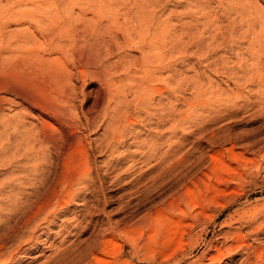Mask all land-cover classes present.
Masks as SVG:
<instances>
[{
	"label": "bare ground",
	"instance_id": "obj_1",
	"mask_svg": "<svg viewBox=\"0 0 264 264\" xmlns=\"http://www.w3.org/2000/svg\"><path fill=\"white\" fill-rule=\"evenodd\" d=\"M169 1L0 0V71L4 68L2 65L12 63L20 80L13 83L0 79V112L15 110L10 117L14 123L11 134L15 143L0 146V264H21L24 258L39 251L41 245L49 243L54 248L41 264H136L135 260L163 264L150 253L142 235L136 236L135 231L145 218L121 227L120 222L98 221L96 217L101 204L107 202L104 184L108 176L114 174V179L121 180L138 162L153 164L150 170L158 173L149 178L155 185L180 168L185 169L182 179L186 182L189 178L190 151L182 153L178 163H173L180 148L185 142L187 144L188 134L179 133L181 142H177L178 145L173 141L178 135L175 125L178 117L172 102L177 89L173 87L175 75L171 74L170 68H173L175 50L180 48V42L173 38L170 19L172 16L208 17L203 10H197L180 15L170 11L163 18V13L158 12L164 11ZM184 1L189 3L191 0ZM233 10L234 16L230 12L224 14L227 19L233 18L227 31L220 32V37L215 33L214 36L221 38L219 47L222 49L229 42L237 51V56L234 55L238 67L224 63L226 71L231 73H225L228 80L233 74L237 81L243 82L241 85L256 88L250 91L252 93L247 92L248 99L245 97L242 105L239 103L242 101L237 102L239 108L256 113L255 117L264 126V13L255 8ZM120 18L124 19V25L119 22ZM113 25L116 28L120 25L121 36L112 29ZM13 26L18 27L13 29ZM204 41L195 40V45L201 48ZM112 46H138L141 55L133 60L123 59L124 55L117 61L111 60L110 64L105 57ZM98 53L107 54L100 57ZM186 56L183 58H188ZM84 58H92L91 63L94 60L97 64L95 74L99 86L95 90L87 91L81 83L79 74L85 71L79 66ZM110 67L114 72L126 71L125 77L119 79V85L115 83ZM167 72L166 76L157 79L159 75L156 74ZM203 79L198 78L199 82ZM127 94L132 96L131 101ZM79 99L81 104L77 106ZM166 99L167 103H164ZM236 104L235 107L232 104V108L238 109ZM159 105L163 107H156ZM219 112L222 113L220 109ZM218 115L215 119L220 117ZM6 130L10 134V130ZM141 130L149 138L141 139L144 132ZM132 146L136 150L128 151ZM163 147H166L164 152ZM125 148L127 151L123 150ZM96 152L105 155L106 159L97 161ZM100 170H103V176ZM146 175L143 173L142 178ZM257 179L249 172L244 182L257 185ZM184 181L182 185L186 186ZM245 213L246 210L239 213L237 218L230 216L228 229L210 240L199 257L193 258L192 251L187 250L195 242L188 238L171 251L169 259L174 261L166 262L218 264L225 256L221 250L223 246L228 245L226 251L230 254L236 248L233 241L241 240L242 246L237 249H246V258L240 264H263L264 245L254 246L246 239L257 238L264 230V209L262 206L254 209L243 221ZM184 218L185 214L180 219ZM117 234L128 236L129 258L124 259L125 247H118L112 239ZM63 235L56 243L55 239ZM111 246L115 256L113 262L104 257Z\"/></svg>",
	"mask_w": 264,
	"mask_h": 264
},
{
	"label": "rangeland",
	"instance_id": "obj_2",
	"mask_svg": "<svg viewBox=\"0 0 264 264\" xmlns=\"http://www.w3.org/2000/svg\"><path fill=\"white\" fill-rule=\"evenodd\" d=\"M170 1L169 3L171 4L167 3L169 6L166 4L167 8L165 7L166 9H164V11L161 10L158 12L159 14L163 13V18H166L170 11H174L177 15H180L192 11L195 12L197 10L199 12L203 10L208 17L176 18V16H172V19H170V28L173 38L180 42V48L175 50V55H177H174V58L177 60L174 61L176 64L174 65L173 63V68H170L171 74L173 73V75H175V83L173 82L175 85H172L177 89V91L175 90L176 94L174 93L175 95H173L175 97L173 98L172 96V102L175 104L173 105L178 117L175 123L178 135L175 136L176 138H173V141L178 145L181 142L178 137L180 136L179 133L182 134V131H184L188 134L186 140L187 144L185 142V147L183 146L184 149L180 148V152L178 151L177 156L175 155L173 163H178L177 160L181 159L179 157H182L185 151H190L189 178L186 182L182 179V171L185 169L180 168V172L179 170L175 171V173L173 172L168 178H165L163 182H160L159 185L158 183L155 185L151 178L155 175H153V173L157 174L158 171L152 170V172L149 168L153 164H140L138 162L135 169L128 172L129 175L124 174L121 180L114 179V174L108 176L105 182L106 184H104V193L107 202L105 205L101 204V211L98 212L96 217L98 221H110L111 223L120 222L121 227L124 226L125 223L131 224L133 221L145 218L138 226L137 232L135 231V233L138 234L136 236L142 235L143 239L148 242L150 253L156 256L158 261L163 264H171L166 262L167 260L170 262L174 261L172 258V260L169 259L171 251L178 246L180 241L187 240L188 238L193 239L195 241L194 244L189 245L190 247L188 246L187 250L192 251L191 256L193 258H197L204 252L210 240L218 238L220 234L228 229L227 223L230 222V216L234 215L237 218L239 213L246 210L243 216V221H245L247 217L252 215L254 209L261 206L264 209V143H262L264 140V126L262 122L255 117L257 115L256 113L239 108V106L244 103L243 101H245L246 98L248 99L246 96H248L249 93L247 92H253L256 88L250 87V90L248 86L241 85L243 82L237 81L233 74L232 77L229 76L230 79L228 80L227 75H231V73L226 71L225 64L229 63L228 66L230 67L233 65L235 68L238 67V60H236L237 51L234 47L229 45V42L225 44L223 49L219 47L222 41L219 40L221 38H218L220 37V32L227 31V26L231 23V20H233V18L227 19L224 14L230 12L232 16H234L233 14L235 13L231 10L234 9L233 11H235L236 9L240 11L243 7L246 9L255 8L264 13V0H193L194 3L192 0L189 3L184 0ZM181 1L182 3L177 5V3ZM199 5L201 7H206L201 8ZM115 9H117V7ZM135 10L136 9H133V13H136ZM216 15L218 18H216ZM206 21L209 22L207 23ZM119 22L121 25L125 23L123 18H120ZM114 26L115 25H113L112 29L121 36L123 30H120V25L118 26L120 27L119 29ZM17 27L13 26L12 28L16 29ZM214 33L217 34L218 37L217 35L214 36ZM192 37L196 38L194 39ZM237 38L239 37L237 36ZM188 39H192L193 42ZM201 39L205 41L203 42V47L200 46L201 48H198L195 44ZM184 43L186 45H184ZM114 48L113 46L110 48V52H108L110 55L106 53L108 57L111 56L110 58L105 57L107 60L109 59L108 62L110 64L112 62L111 60L117 61L124 55L126 56L123 58L125 60H133L134 57L137 58L141 55V50H139L138 46H132L131 48L127 46ZM241 51L243 52L244 50L242 49ZM101 53H98L99 55L97 54V56L101 55L100 57H104L106 55L105 53H103L104 55ZM111 53L113 54L111 55ZM186 55L188 58H183ZM223 57H225V60H223ZM182 58L184 61L181 62ZM84 59H82V61H86V64L81 61V65L79 66V69L83 68L82 70L85 71V73H81L83 77L79 74L81 83L83 82L85 84L87 91L91 89L95 90L99 86V82L97 81L98 77L95 74V66L97 64L94 60L92 61L93 63H91L90 60H92V58L90 60ZM5 64L2 65L4 68L1 70L2 72L0 71V79H7L15 83L19 80L17 69L12 63ZM110 64L108 66H110ZM112 68L110 67V69ZM110 72L113 73L112 76L115 75L113 77L117 85H119L118 82L121 76L125 77L124 73H126L124 69L119 71L115 70L116 73L118 72L116 76L114 68L113 72L112 70ZM133 73L135 74L134 69H132L131 74L134 75ZM166 74H168V72L165 74H156L160 76H157V79L166 76ZM199 77L204 78L203 81L199 82ZM83 78L84 81L82 80ZM77 80H79L77 81L78 84L82 85L80 79ZM132 82L133 81H131V83ZM125 83H129V81ZM165 98L166 97H164V99ZM127 99L131 101L133 98L131 95L129 96V94H127ZM237 102L241 104L239 105ZM164 103H167V99L164 100ZM164 103L162 105H164ZM76 104L80 106V99ZM234 104H236L238 109L234 108ZM162 105L156 107L160 109L163 107ZM231 105L234 106V109ZM228 106H231L230 109L226 108ZM219 109L223 114L219 112ZM232 109L235 110L233 112L236 113H233ZM227 110L229 111L226 112ZM14 111L15 110L8 111L5 109L0 112V134L4 131L3 134L0 135V146L7 147L10 143L12 144L9 146L15 143L14 136L11 134L14 125H12L13 120L10 118L15 114ZM224 111L226 114H224ZM217 114H220L218 115L220 119H215ZM221 114L223 116L231 114L232 116L223 118ZM179 115H182L181 118ZM7 121H9V123ZM5 122L11 127L9 128ZM6 125L7 127L3 128ZM138 128L141 129V127ZM6 129H11L10 134L12 136H9L10 134H8L9 132ZM143 131L144 130H141V132ZM5 132L7 133L5 134ZM146 134L147 133L144 131L141 134V139L149 138ZM8 138H13L11 139L13 141H9ZM260 141L262 142L260 143ZM164 148L166 149V147H163L162 152H164ZM123 150L127 151L126 148ZM135 150V146L128 149L130 152ZM96 157L97 161L106 159L105 155H101V153L99 154L98 152H96ZM147 169H149L150 172H148L149 170L147 171ZM249 172L254 173L255 177L258 178L257 185H247L244 182ZM103 173V170H100L101 176L104 175ZM143 173H147L148 176L146 175L142 178ZM149 174L151 175L149 176ZM0 177L2 178V176ZM135 179L139 181L134 182ZM183 181L186 183V186L182 185ZM183 214L186 215V218L181 220L180 218ZM63 237L64 235L56 238V243L63 239ZM112 239L118 243V247H125L126 253L124 254V259L129 258L128 251L131 249V246L128 241V236L125 234H117ZM246 241L254 246L258 244L264 245V230L257 238L248 237ZM233 243L236 248L230 254H227L226 251L228 245L223 246L221 250L225 256H223L222 262L218 264H240V262L246 258V249H237V246H242V241L234 240ZM39 248V251H36L30 257L24 258L21 264H41L42 261H45L46 256L52 252L54 247L50 246L49 243L41 245ZM108 253L109 255L106 256ZM108 253L104 257L113 262L115 256L112 246L108 248ZM203 260L204 262L208 261L207 259ZM135 263L150 264V260H135Z\"/></svg>",
	"mask_w": 264,
	"mask_h": 264
}]
</instances>
